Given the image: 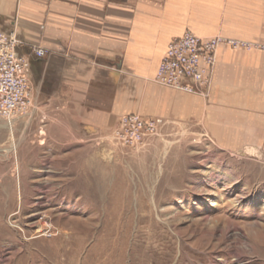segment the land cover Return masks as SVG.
Returning a JSON list of instances; mask_svg holds the SVG:
<instances>
[{
    "label": "rangeland",
    "instance_id": "rangeland-1",
    "mask_svg": "<svg viewBox=\"0 0 264 264\" xmlns=\"http://www.w3.org/2000/svg\"><path fill=\"white\" fill-rule=\"evenodd\" d=\"M146 88L125 115L166 125L137 147L113 140L117 120L90 139L46 127L37 96L0 117V264H264V146L246 123L233 138L227 120H172L171 90Z\"/></svg>",
    "mask_w": 264,
    "mask_h": 264
},
{
    "label": "crops",
    "instance_id": "crops-1",
    "mask_svg": "<svg viewBox=\"0 0 264 264\" xmlns=\"http://www.w3.org/2000/svg\"><path fill=\"white\" fill-rule=\"evenodd\" d=\"M0 25L16 32L30 60L46 127L73 124L90 139L104 123L143 112L145 86H159L169 44L187 31L264 44V0H0ZM217 58L207 99L169 89L158 105L172 120L209 129L230 121L233 138L246 123L243 143L264 146V52L224 47Z\"/></svg>",
    "mask_w": 264,
    "mask_h": 264
},
{
    "label": "built area",
    "instance_id": "built-area-1",
    "mask_svg": "<svg viewBox=\"0 0 264 264\" xmlns=\"http://www.w3.org/2000/svg\"><path fill=\"white\" fill-rule=\"evenodd\" d=\"M21 41L15 31L0 25V117L11 122L29 114L33 104L30 86V60L20 53ZM262 51L264 44L215 37L203 39L187 31L172 41L158 67L154 82L188 95L207 99L210 94L213 73L217 66V54L221 48ZM44 57V50H37ZM166 122L160 118L137 114L123 115L113 133V140L121 145L137 147L158 134Z\"/></svg>",
    "mask_w": 264,
    "mask_h": 264
},
{
    "label": "bare ground",
    "instance_id": "bare-ground-1",
    "mask_svg": "<svg viewBox=\"0 0 264 264\" xmlns=\"http://www.w3.org/2000/svg\"><path fill=\"white\" fill-rule=\"evenodd\" d=\"M39 232H41V231H39ZM67 237H69V236H67ZM67 243H68V242H67ZM67 245H68V244H67ZM63 248H64V247H63ZM63 251H64V253H65V252L67 251V249H66V248H64V250H63ZM68 251H69V250H68ZM72 251H73V250H72ZM63 256H64V255H63ZM76 260H77V259H76ZM62 261H63V260H62ZM73 261H74V260H73ZM73 261H72V262H73ZM23 263H24V262H23ZM54 263H55V264H61V263H60V262H58V261H54ZM54 263H53V264H54ZM16 264H17V263H16Z\"/></svg>",
    "mask_w": 264,
    "mask_h": 264
}]
</instances>
